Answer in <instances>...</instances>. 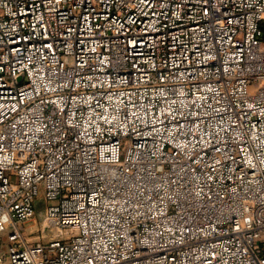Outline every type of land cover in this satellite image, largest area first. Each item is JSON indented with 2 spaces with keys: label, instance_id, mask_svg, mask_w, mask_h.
<instances>
[{
  "label": "built area",
  "instance_id": "built-area-1",
  "mask_svg": "<svg viewBox=\"0 0 264 264\" xmlns=\"http://www.w3.org/2000/svg\"><path fill=\"white\" fill-rule=\"evenodd\" d=\"M0 264H264V0H0Z\"/></svg>",
  "mask_w": 264,
  "mask_h": 264
},
{
  "label": "rangeland",
  "instance_id": "rangeland-1",
  "mask_svg": "<svg viewBox=\"0 0 264 264\" xmlns=\"http://www.w3.org/2000/svg\"><path fill=\"white\" fill-rule=\"evenodd\" d=\"M43 208L44 202L40 199L37 202L36 217L26 224L24 235L30 243H48L55 237V232L48 229L45 224Z\"/></svg>",
  "mask_w": 264,
  "mask_h": 264
}]
</instances>
